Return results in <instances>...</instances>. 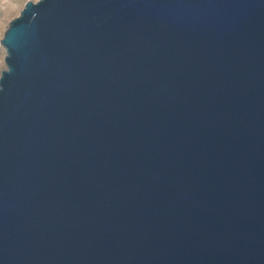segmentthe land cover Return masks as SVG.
I'll return each instance as SVG.
<instances>
[{"label": "water", "instance_id": "obj_1", "mask_svg": "<svg viewBox=\"0 0 264 264\" xmlns=\"http://www.w3.org/2000/svg\"><path fill=\"white\" fill-rule=\"evenodd\" d=\"M0 43V264H264V0H25Z\"/></svg>", "mask_w": 264, "mask_h": 264}, {"label": "rangeland", "instance_id": "obj_2", "mask_svg": "<svg viewBox=\"0 0 264 264\" xmlns=\"http://www.w3.org/2000/svg\"><path fill=\"white\" fill-rule=\"evenodd\" d=\"M25 0H0V34L3 35L8 21L16 16ZM5 49L0 43V70L5 67Z\"/></svg>", "mask_w": 264, "mask_h": 264}, {"label": "bare ground", "instance_id": "obj_3", "mask_svg": "<svg viewBox=\"0 0 264 264\" xmlns=\"http://www.w3.org/2000/svg\"><path fill=\"white\" fill-rule=\"evenodd\" d=\"M1 21V20H0ZM0 37H1V34H0Z\"/></svg>", "mask_w": 264, "mask_h": 264}]
</instances>
